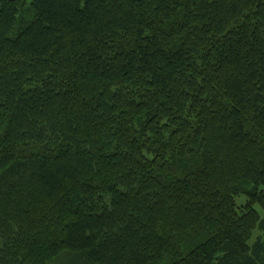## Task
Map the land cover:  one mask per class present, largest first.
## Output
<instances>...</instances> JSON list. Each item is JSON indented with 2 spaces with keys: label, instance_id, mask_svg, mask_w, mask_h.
I'll use <instances>...</instances> for the list:
<instances>
[{
  "label": "trees",
  "instance_id": "1",
  "mask_svg": "<svg viewBox=\"0 0 264 264\" xmlns=\"http://www.w3.org/2000/svg\"><path fill=\"white\" fill-rule=\"evenodd\" d=\"M0 264H264V0H0Z\"/></svg>",
  "mask_w": 264,
  "mask_h": 264
},
{
  "label": "rangeland",
  "instance_id": "2",
  "mask_svg": "<svg viewBox=\"0 0 264 264\" xmlns=\"http://www.w3.org/2000/svg\"><path fill=\"white\" fill-rule=\"evenodd\" d=\"M239 201V200H238Z\"/></svg>",
  "mask_w": 264,
  "mask_h": 264
}]
</instances>
